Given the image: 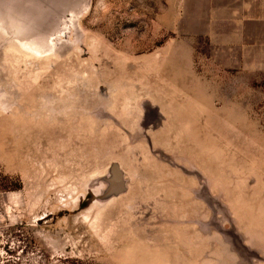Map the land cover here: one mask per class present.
Masks as SVG:
<instances>
[{
  "label": "rangeland",
  "instance_id": "374dc122",
  "mask_svg": "<svg viewBox=\"0 0 264 264\" xmlns=\"http://www.w3.org/2000/svg\"><path fill=\"white\" fill-rule=\"evenodd\" d=\"M166 8L0 0V264H264V75Z\"/></svg>",
  "mask_w": 264,
  "mask_h": 264
},
{
  "label": "crops",
  "instance_id": "0c3cea01",
  "mask_svg": "<svg viewBox=\"0 0 264 264\" xmlns=\"http://www.w3.org/2000/svg\"><path fill=\"white\" fill-rule=\"evenodd\" d=\"M159 21L173 35L170 46L197 41L213 49L221 71L264 75V0H165ZM173 39V40H172Z\"/></svg>",
  "mask_w": 264,
  "mask_h": 264
},
{
  "label": "trees",
  "instance_id": "16d2710c",
  "mask_svg": "<svg viewBox=\"0 0 264 264\" xmlns=\"http://www.w3.org/2000/svg\"><path fill=\"white\" fill-rule=\"evenodd\" d=\"M17 189V185H15L9 177L0 176V191H14Z\"/></svg>",
  "mask_w": 264,
  "mask_h": 264
}]
</instances>
